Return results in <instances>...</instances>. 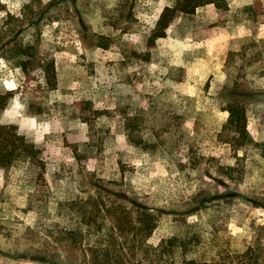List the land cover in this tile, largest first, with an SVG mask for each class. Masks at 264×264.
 Returning <instances> with one entry per match:
<instances>
[{"label": "rangeland", "instance_id": "374dc122", "mask_svg": "<svg viewBox=\"0 0 264 264\" xmlns=\"http://www.w3.org/2000/svg\"><path fill=\"white\" fill-rule=\"evenodd\" d=\"M226 1L223 18L201 5L150 44L171 0H0V123L45 161L39 181L27 163L0 169V264H90L100 243L119 264H241L248 244L262 261L264 0ZM236 83L261 144L239 150L218 136ZM100 195L109 212L136 199L156 228L142 243L119 232ZM174 235L185 247L152 248Z\"/></svg>", "mask_w": 264, "mask_h": 264}, {"label": "trees", "instance_id": "16d2710c", "mask_svg": "<svg viewBox=\"0 0 264 264\" xmlns=\"http://www.w3.org/2000/svg\"><path fill=\"white\" fill-rule=\"evenodd\" d=\"M207 3H211L216 7L220 18L224 17L225 12H227L229 8L226 0H171V3L167 4L163 8L153 27L151 35L148 39L150 44H153L158 38L166 35V29L170 26L176 16L180 14L194 13L197 7ZM14 50L16 52V54H13L14 56H26L25 47L20 46ZM22 63L25 64L23 61ZM42 69L48 83L51 86H54L56 84V70L54 63L52 61H47L42 64ZM244 95V90L239 88L236 83L233 87V98L230 99L227 104L226 110L228 112V116L226 122L218 131L220 139L230 143L235 150H239L246 146L261 145L253 140L248 131L246 107L243 101L240 100V98ZM0 101L1 103L5 102V97L0 96ZM262 151H264V145L262 147ZM20 163H27L33 167L36 181L43 179L45 161L40 154V149L35 146L34 143L26 139L25 135L19 131L17 125L12 123H0V169L7 170ZM231 170V178L242 179L244 177V170L237 167H231ZM90 182L93 181L90 180ZM115 195L123 198L121 194L115 193ZM98 197H100L99 199H101L100 201H102L103 204L101 205L97 203V206L101 207L104 212L107 211L106 213L114 219L115 228L123 234L128 228L132 233L134 240L138 243H142V241L147 239L156 228L158 221L157 212L152 211V209H149L143 204H140V202L136 199L130 200L131 208L129 209L119 207L113 210V212H109L110 205L106 204V201L104 202L102 200L101 195ZM182 240L179 236L174 235L169 238L162 239L158 246L152 248L159 249L161 252H164L167 248L172 249L182 245L185 247V243L181 242ZM89 247V257L90 261H92L90 264H119V260L116 258L117 255L108 244L104 245L100 243L96 246L91 245ZM235 254V257L240 259L241 264H254L253 261L258 263V255H254L255 250L250 244L246 245L242 252ZM49 256L52 257L50 254H38V256H32L31 259L44 264H58V262ZM251 259H253V261ZM189 261L190 264H197L195 260L191 259ZM223 264H228V262H223ZM258 264H264V256L262 261Z\"/></svg>", "mask_w": 264, "mask_h": 264}]
</instances>
